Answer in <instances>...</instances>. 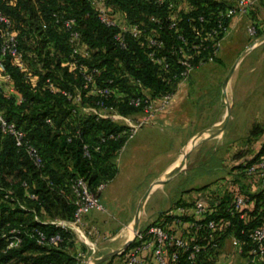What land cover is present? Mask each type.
I'll return each instance as SVG.
<instances>
[{
	"label": "trees",
	"instance_id": "1",
	"mask_svg": "<svg viewBox=\"0 0 264 264\" xmlns=\"http://www.w3.org/2000/svg\"><path fill=\"white\" fill-rule=\"evenodd\" d=\"M172 1L177 5L184 4L186 9L191 8L182 14V24L186 18L200 14L206 19H213L212 12L230 6V3L217 0ZM104 4L112 15L122 16L130 24L155 27L150 18L159 17L163 24L162 36L171 43L165 6L158 7L148 0H104ZM0 9L11 21L19 49L36 77L26 81L15 66L6 61L7 84L16 89L23 102L17 103L0 88V112L7 121L15 123L26 133L44 162V168L37 170L25 153L14 147L12 139L0 133V264H79V259L68 253L74 247L71 233L44 221L72 219L74 207L68 189L72 178L83 177L92 191L112 181L117 173L114 159L122 143L110 142L99 152L91 151L90 159L83 158L82 142L93 145L100 134L115 131L118 126L106 120L96 121L90 116L72 115L66 99L44 87L46 78H50L58 89L69 91L83 84L81 74L69 65L70 49L66 37L54 25L51 14L56 12L75 19L81 35V49L88 53L87 57H80V62L88 69H100L97 83L113 80L123 92L137 93L136 86L124 76L128 74L149 89L153 96L171 88L161 82L158 69L146 59L137 42L128 38L126 50L115 46L113 36L117 29L101 24L95 9L87 0H0ZM119 110L123 114L135 112L125 107ZM47 118L51 119V125L45 122ZM77 128L81 130L80 137L68 142V137ZM263 132L264 128L255 127L251 135L259 138ZM262 155L264 143L255 157L241 166L242 171ZM241 174L244 176L243 172ZM23 181L27 183L26 188L21 185ZM6 194L8 198H5ZM30 195L34 197L30 198ZM245 197L254 202L252 210H243L248 217L246 224L238 219L237 214L227 212L232 204L229 206L226 201L220 202L219 211L208 217L222 220V234L231 233L242 241H246L247 237L240 233L241 229L264 225V191ZM165 214L161 213V216ZM158 223L157 220L152 224ZM13 228L23 234L34 229L47 235L58 233L62 241L54 246H42L23 235L21 246L6 250L3 235ZM132 247L133 243L122 255H126ZM247 251L248 245H244L242 255L245 258L248 256ZM178 264L189 263L183 258Z\"/></svg>",
	"mask_w": 264,
	"mask_h": 264
},
{
	"label": "built area",
	"instance_id": "2",
	"mask_svg": "<svg viewBox=\"0 0 264 264\" xmlns=\"http://www.w3.org/2000/svg\"><path fill=\"white\" fill-rule=\"evenodd\" d=\"M95 9L97 18L101 24L108 28L117 29L113 36L115 46L120 50L127 49V40L137 42L143 50L146 59L158 69V77L161 82L171 89L160 92L153 96L149 89L144 88L139 81L133 80L128 74L130 83L136 86L137 93H125L114 84L113 80H105L97 83L100 76V69L97 67L86 68L80 57H87L88 53L81 49L80 32L76 28V21L63 14L53 12L51 20L59 31L66 37V43L70 49L69 65L77 70L82 76L83 84L74 91L58 89L55 83L46 78L44 87L51 93L58 92L69 103V110L72 115L78 117L90 116L96 121L106 120L117 125L115 131L102 133L98 139L90 145L82 142V156L85 159L91 158V151L99 152L110 142L120 141L122 145L117 151V157L123 151L127 142L134 138L144 125L154 123L156 116L169 109L179 85L189 80L191 74L200 66L213 62L218 58L222 44L230 31V22L235 18H242L250 15L262 0H217L230 3L224 9H217L212 12L213 19H206L203 15L186 18L183 22V15L191 10L186 9L182 3L175 4L172 0H148L150 3L161 7L165 6L167 30L171 34V43L165 41L162 36L163 24L159 17H151L150 22L155 27H147L143 24L127 23L122 16L112 15L106 8L104 0H87ZM250 36L256 35V28L250 25L247 29ZM53 53L51 54V56ZM6 61H10L26 81H32L36 77L29 67L23 53L19 49L18 39L13 30L11 21L0 9V88L6 94L13 97L17 103H22L23 98L16 89L7 84L9 77L6 74ZM130 108L135 112L123 114L120 108ZM45 122L52 124L51 119ZM0 133L10 137L14 147L21 150L28 157L31 164L37 169L44 168L43 159L38 149L27 138L26 133L13 122H9L0 112ZM81 130L77 128L67 139L79 138ZM244 179L254 178L264 184V155L259 157L243 169ZM47 179V177H44ZM26 188L27 183L22 182ZM52 186V183L49 182ZM106 184L99 185L92 191L88 182L81 176L72 178L69 181L68 189L71 197V204L74 212L71 220H54L48 224L58 227L71 234H82L84 217L95 212H104L105 209L99 201V193ZM264 191V189H263ZM8 194L5 198H8ZM30 195V198H33ZM250 201L240 195L233 199L232 206L227 210L231 215L237 214L238 219L247 223L243 210ZM21 208H24L19 204ZM185 206L176 208L177 215H174V222L184 226L183 236L168 230L162 223L151 224L142 231H137L133 236V247L125 256V264H142L141 253L150 250L154 264H178L185 259L189 264H196L200 255L205 249L215 250L218 247V240L222 234V220L208 218L214 212L203 203L192 205L193 216H200L201 219L192 218L184 220L186 214ZM215 210V209H214ZM171 215L165 214L163 217ZM241 234L246 235V241L237 239L241 249L248 245L246 264L264 262V225L253 227L247 230L241 229ZM23 235H26L42 246H54L62 241L60 234L47 235L36 229L29 233H21L16 228L11 229L3 235L6 240V250L18 248L23 243ZM242 252V251H241ZM82 256L81 254L78 257Z\"/></svg>",
	"mask_w": 264,
	"mask_h": 264
},
{
	"label": "crops",
	"instance_id": "3",
	"mask_svg": "<svg viewBox=\"0 0 264 264\" xmlns=\"http://www.w3.org/2000/svg\"><path fill=\"white\" fill-rule=\"evenodd\" d=\"M257 13L258 16L264 13V0L251 11L249 16L256 17ZM245 18L233 19L230 22V30L236 29L240 21H243V19L245 20ZM192 79L193 78L179 85L169 109L156 116L155 123H157L159 127H147L139 131L133 138V141L127 143V146L124 147L125 149H123L124 154L122 157L118 158L119 155L116 158L115 164L117 173L115 178L108 184L115 182L120 177L124 182L122 186L113 188L108 191V193H106L108 188V184H106L104 189L99 193V201L105 209L102 213H106L111 219H101L97 214L89 213L84 217L83 226V229H86L88 232H93L96 229L97 231H102L103 234L108 235V238L111 237L108 241L112 242L113 246L108 248V251L101 254L100 257H88L89 262L87 264H94L97 259L109 255L112 252L119 251L128 241L133 239V222L139 210V205L141 206L143 203L142 201L140 204L143 192L132 190L130 193L128 189L130 185L134 187L132 184L133 180L142 178L146 172L152 171V167L155 164H160L162 166L160 168L159 181L152 184L151 191L160 186L163 183L161 181L178 176L179 173L184 170L185 164H193L192 166L190 165L192 170H190L189 173H191L199 169L201 164H214L211 158L215 157L217 159L216 165H213L211 170L208 169L211 175L205 176V179L209 181L207 184L202 186H198L197 184L190 185L189 188L183 191L174 201L168 199L163 210L159 207L149 211L143 210V216L137 221V231L146 229L149 225L158 220V222L162 223L168 230L183 236L184 226L182 227L175 224L173 219L174 215H177L176 208L179 205L187 208L186 214L183 216L185 221L192 218L201 219L202 217L200 216H193L192 205L194 203H203L216 213L219 211L218 205L222 201L228 202L226 204L230 206L236 195L245 197V195H255L263 191L264 184L254 178H243L241 166L255 157L261 145L264 143V137H262V141L256 143L254 148L252 147L249 155L240 157L239 155L241 153H238V158H233L231 155L234 149L226 150L220 147L223 144V136H225V128L223 127L222 131L218 132L217 135L216 132H214L205 142L197 144L195 149L190 151L186 159L182 161L184 154L192 145L191 143V145L187 147V143L211 128L206 124L202 125L199 123L201 114L197 115L194 113L191 115L188 112L190 107V101H188L189 99L187 98L189 87L191 86L193 90L196 85L201 84ZM229 81L230 78L228 82ZM200 105L199 103L198 110H200ZM192 123H196V126H190ZM215 126L216 125L212 127ZM186 147L187 151H185ZM239 148L240 152L245 149L242 147ZM245 150H249V148L246 147ZM216 151L219 152V155H216ZM189 173L186 172V175ZM157 183H159L158 186L156 185ZM105 193L106 195H104ZM123 195L127 198V201L123 202L126 205H122L123 203L119 202L120 198L118 199L119 196L122 197ZM253 205L254 202L250 201L244 210H252ZM117 210L118 212L125 211L126 213L123 217H119L117 216ZM159 211L161 212L155 216V213ZM113 213L115 216H113ZM161 213H170L171 215L163 217ZM245 217L248 218L246 213ZM51 221L47 220L44 222L48 223ZM114 221L116 222L115 224ZM113 229H115V232H110V230ZM82 238L86 240V244L92 247L91 254H94V244L85 237ZM218 243V247L215 250L205 249L196 264H246V258L242 255V249L237 243V238L233 234H223L218 240ZM125 256L126 255L122 254L115 255L100 264H125ZM140 258L142 264H154L150 250L141 253Z\"/></svg>",
	"mask_w": 264,
	"mask_h": 264
},
{
	"label": "rangeland",
	"instance_id": "4",
	"mask_svg": "<svg viewBox=\"0 0 264 264\" xmlns=\"http://www.w3.org/2000/svg\"><path fill=\"white\" fill-rule=\"evenodd\" d=\"M250 25L256 28L255 36L248 34L247 29ZM229 74H231L230 81L225 86V79ZM191 78H193V81L200 82L201 84L196 85L193 90L191 86L189 87L187 98L190 101V107L188 112L191 115L194 113L197 115L201 114L199 123L202 125L206 124L211 128L198 135L194 140L191 139L187 143V147L191 143L192 145L188 151L186 147L185 151L187 152L185 154L189 155L190 151L195 149L197 144L205 142L212 133L216 132L217 135L218 132H221L223 128L219 125L224 121L229 110L230 116L224 126L225 136H223V144L220 147L226 150L234 149L231 155L233 158H238L237 155L240 153L242 154L239 155L240 157L249 155L252 147L254 148L256 143L264 139H262L264 132L259 139L251 135L253 128H264V13L260 16L257 13L256 17L249 16L245 20L240 21L236 29L229 31L222 44L218 58L213 62L198 67L189 79ZM199 103L201 104L200 110L197 109ZM155 121L152 124L144 125L142 129L159 127ZM214 125L218 127H212ZM190 126L195 127L196 123H192ZM131 141L133 139L127 143ZM239 147L245 149L248 147L249 150L243 149L240 152ZM123 154L124 150L118 158L122 157ZM216 155H219L218 151H216ZM211 161L214 164H201L199 169L191 173H189L192 170L190 165L192 166L193 164H185L184 170L178 176L161 181L163 183L160 186H158L160 182L157 183L158 187L154 188L150 193L149 189L152 187V184L159 181L158 178L160 177L162 165H153L152 171L146 172L142 178L133 180L132 184L134 187L130 185L128 191L130 193L132 190L143 192L140 204L147 195L139 218L143 216V210L149 211L158 207L163 210L168 199L174 201L190 185L197 184L198 186H202L207 184L209 181L205 179V176L211 175L208 169L211 170L212 166L216 165L217 159L214 157L211 158ZM186 172L189 174L186 175ZM123 182L124 180L121 177L111 184H108V182L106 193L113 188L122 186ZM118 199L122 203L127 201L124 195L122 197L119 196ZM122 205L126 204L123 203ZM160 212H156L155 216ZM91 213L97 214L101 219H111L106 213L95 211ZM117 213V216L123 217L126 212H118L117 210ZM113 216H115L114 213ZM81 231L83 235L71 234L74 247L69 250L71 255L79 259V264H87L89 262L88 257H100L101 254L108 251V248L113 246L112 242L108 241L111 237L108 238V235L103 234L102 231H97V229L93 232H88L86 229H81ZM113 231L115 232V229L110 230V232ZM83 236L94 244V254H91L92 247L85 243L86 240L82 238ZM79 254L82 256L78 257Z\"/></svg>",
	"mask_w": 264,
	"mask_h": 264
},
{
	"label": "water",
	"instance_id": "5",
	"mask_svg": "<svg viewBox=\"0 0 264 264\" xmlns=\"http://www.w3.org/2000/svg\"><path fill=\"white\" fill-rule=\"evenodd\" d=\"M230 76H231V74H229V75L226 77V79H225V86L227 85V82H228ZM229 116H230V111L228 110V111H227V115H226L224 121L219 125L221 128H223V127L225 126V124L227 123V121H228V119H229ZM216 127H218V126H215L214 128H216ZM186 157H187V154H184V156H183V158H182V161H184V160L186 159ZM151 189H152V187L149 189V192L151 191ZM146 197H147V195H146L145 198L143 199V203H144V201L146 200ZM143 203H142V205L140 206V208H139V210H138V212L136 213V216H135V218H134V222H133V231H134V234L137 232V221H138L139 216H140V213H141V211H142ZM133 236H134V235H133ZM132 242H133V239L130 240V241H128V242L126 243V245H125L122 249H120L119 251L112 252V253H110L109 255H106V256H104V257H101V258L97 259V260L95 261L94 264H100V263H102V262H104V261H106V260L112 258V257L115 256V255L122 254L123 252H125V250L128 248V246H129Z\"/></svg>",
	"mask_w": 264,
	"mask_h": 264
},
{
	"label": "bare ground",
	"instance_id": "6",
	"mask_svg": "<svg viewBox=\"0 0 264 264\" xmlns=\"http://www.w3.org/2000/svg\"><path fill=\"white\" fill-rule=\"evenodd\" d=\"M84 237V236H83Z\"/></svg>",
	"mask_w": 264,
	"mask_h": 264
}]
</instances>
